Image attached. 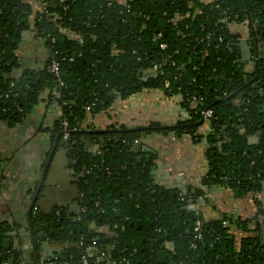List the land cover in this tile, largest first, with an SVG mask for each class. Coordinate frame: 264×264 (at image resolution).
I'll return each mask as SVG.
<instances>
[{
	"label": "trees",
	"instance_id": "obj_1",
	"mask_svg": "<svg viewBox=\"0 0 264 264\" xmlns=\"http://www.w3.org/2000/svg\"><path fill=\"white\" fill-rule=\"evenodd\" d=\"M232 23L245 24L247 45L264 50V0H0V120L21 123L45 95L60 112L48 131L79 175L84 212L73 220L34 215L39 232L71 242L60 262L81 264L85 256L88 264H264L261 210L248 220L224 214L210 222L195 210L205 192L220 187L264 190V60L254 56L251 67L242 60ZM26 32L45 52L32 68L18 56ZM52 60L62 86L49 72ZM144 90L179 97L187 118L176 133L192 134L206 121L201 112L212 110L206 139L213 147L200 189L162 187L153 158L138 161L144 135L163 130L156 123L83 126L116 99ZM11 231L0 223V264H7L3 245ZM233 231L243 236L237 240Z\"/></svg>",
	"mask_w": 264,
	"mask_h": 264
},
{
	"label": "crops",
	"instance_id": "obj_2",
	"mask_svg": "<svg viewBox=\"0 0 264 264\" xmlns=\"http://www.w3.org/2000/svg\"><path fill=\"white\" fill-rule=\"evenodd\" d=\"M229 30L238 35L239 40L248 39L249 32L245 24L232 23ZM25 35L27 41L18 51V56L25 65L32 68L38 65L45 52L34 41L32 33L26 32ZM248 50L250 56L246 61L249 62V67L252 66L249 60L254 59L255 51L257 57L261 54L264 60V50L258 44L254 47L248 45ZM179 101L178 96H167L158 90H144L123 100L116 99L107 110L88 118L83 126L96 130L123 126L132 130L156 123L164 131L144 135L141 140V154L137 159L148 161L153 158L154 181L162 187L200 189L208 171V152L213 147L206 139L208 123L201 121L192 134L176 133L174 128L177 123L187 118V113L180 107ZM59 113V107L45 101L44 95V101L35 105L21 123L11 126L0 120V223L9 224L12 230L10 238L6 239L10 244L6 255L14 254L15 257L22 258L29 256L26 258L30 259V264L34 262L26 211L32 196L36 195L30 219L37 252L41 257L48 258V255L40 246L41 233L39 226L34 223V215L37 217L56 211L73 212L76 207L77 193L68 157L60 142L48 131ZM53 146L54 151L45 176L38 184L41 170ZM207 192L205 201H199L196 205L205 222L217 220L224 214L248 220L259 215L260 210L264 216V190L256 196L236 194L225 187ZM233 232L237 240L243 236L237 231ZM260 238L264 240V227ZM50 243L49 250L56 251L53 252L57 257L54 264H68L60 262L65 260L64 243L56 239ZM20 249L26 254L20 255Z\"/></svg>",
	"mask_w": 264,
	"mask_h": 264
},
{
	"label": "water",
	"instance_id": "obj_3",
	"mask_svg": "<svg viewBox=\"0 0 264 264\" xmlns=\"http://www.w3.org/2000/svg\"><path fill=\"white\" fill-rule=\"evenodd\" d=\"M238 47H239V51H241V58L242 60H246L249 58L250 56V52L248 50V45L246 43L245 40H241L239 43H238ZM257 54H256V51H255V58H256ZM61 145H63V142L61 141L60 142ZM54 151V146L51 148V152L41 170V173H40V176H39V180H38V184H40L45 176V173H46V169H47V165L49 163V159H50V156L52 155V152ZM138 161H141V160H138ZM72 172V170H71ZM35 197L36 195L34 194L30 200V203H29V206H28V209L26 211V219H27V224H28V228H29V231H30V244H31V252L33 254V262L34 264H54V259H56V255H53V252H56V251H53L51 252L49 250V245L51 244L49 241L46 240L45 236L41 233L40 234V237H39V241L41 242V248L43 251H45L48 255V258L44 257V256H39L38 255V252H37V244H36V238L35 236H33V229H32V224H31V219H30V214H31V210L33 208V205H34V201H35ZM136 225L137 227L140 226V222H136ZM3 248L5 250H9L10 248V244H9V241L8 240H5L4 242V245H3ZM24 248H26V246H24ZM22 253H25L23 252L21 249L19 250V254L21 255ZM26 254V253H25ZM53 258H50L49 257H52ZM26 257H29V256H25L24 258H22V256H16L14 254H11L10 256H4V260L7 262V264H14V263H17V264H30V259L27 260ZM157 258L159 260V262H162L163 259H164V252H158L157 254ZM40 261V263H39Z\"/></svg>",
	"mask_w": 264,
	"mask_h": 264
},
{
	"label": "built area",
	"instance_id": "obj_4",
	"mask_svg": "<svg viewBox=\"0 0 264 264\" xmlns=\"http://www.w3.org/2000/svg\"><path fill=\"white\" fill-rule=\"evenodd\" d=\"M158 38H159V35L155 36L154 40H158ZM160 48L164 49L165 45L163 43H161ZM49 72L58 80L59 85L62 86V82L60 81V78H59V72H60L59 71V63L57 61L52 60L51 65L49 67ZM167 85H168V82L166 81L165 86H167ZM192 100H195V98L192 97ZM212 115H213V113H212V110H210V109H205L201 112L202 119H204L206 121L209 119L211 120ZM60 125L62 126V139L66 142L68 139V133H69L68 129H67V123H66V121L63 120L60 122ZM211 132L213 133V130H211ZM135 142H137V141H135ZM71 164H74L73 160H71ZM200 227H201V223L199 221H197L195 224V227H194V232H196L195 238H200V234H199ZM92 244L93 245L95 244L94 239H92ZM97 256L99 258H104L105 253L103 251H99L97 253ZM2 264H6V263H2ZM81 264H88L85 256H82ZM107 264H115V263L114 262H108Z\"/></svg>",
	"mask_w": 264,
	"mask_h": 264
},
{
	"label": "flooded vegetation",
	"instance_id": "obj_5",
	"mask_svg": "<svg viewBox=\"0 0 264 264\" xmlns=\"http://www.w3.org/2000/svg\"><path fill=\"white\" fill-rule=\"evenodd\" d=\"M62 147H63V145H62ZM64 148V147H63ZM64 150H65V152H66V155H67V149L66 148H64ZM67 157H68V155H67ZM68 160H69V166H70V168H71V170H72V174H73V182H74V186H75V189H76V193H77V195H76V200H75V203H76V207H75V210L73 211V212H62V211H56V212H53L56 216H59V218H61L62 219V214H65V215H70V218H72V220H73V218H75V216H79L82 212H84V207H82L81 205H80V193H79V190H78V184H77V182H78V179H79V175H76L75 173H74V169L72 168L73 167V165L71 164V160L68 158ZM232 190V189H231ZM236 194H238V191H237V189H234L233 190ZM211 192V191H210ZM248 194H250L251 195V193H248ZM243 195V194H242ZM257 194H254V196H256ZM190 206L192 207V205L190 204ZM197 208L195 207V210H196ZM234 218H239V217H236V216H233ZM76 219L77 220H79V217L77 218L76 217ZM138 222V221H137ZM38 225V224H37ZM39 226V229H40V231H41V225H38ZM43 229V228H42ZM44 232V231H43ZM43 232H41L44 236L46 235V234H44ZM51 236H53V232L51 231L50 233H49V235L48 236H45V238H46V240L47 241H49V242H51L52 240H59L58 238H56V237H51ZM60 241V240H59ZM71 242H69V241H66V242H64V245L63 246H65L64 248L65 249H67L68 248V246H72L71 244H70ZM160 252H162V251H160ZM64 258H65V256H64ZM69 258V257H68Z\"/></svg>",
	"mask_w": 264,
	"mask_h": 264
}]
</instances>
